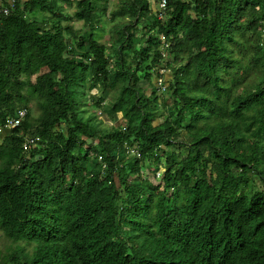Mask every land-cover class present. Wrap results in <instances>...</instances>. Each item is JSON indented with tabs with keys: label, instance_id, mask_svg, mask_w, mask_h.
<instances>
[{
	"label": "trees",
	"instance_id": "16d2710c",
	"mask_svg": "<svg viewBox=\"0 0 264 264\" xmlns=\"http://www.w3.org/2000/svg\"><path fill=\"white\" fill-rule=\"evenodd\" d=\"M105 1L0 2V125L25 108L0 139V230L32 243L0 264H264V0H166L161 18L121 0L111 55ZM92 87L108 127L82 115Z\"/></svg>",
	"mask_w": 264,
	"mask_h": 264
},
{
	"label": "rangeland",
	"instance_id": "374dc122",
	"mask_svg": "<svg viewBox=\"0 0 264 264\" xmlns=\"http://www.w3.org/2000/svg\"><path fill=\"white\" fill-rule=\"evenodd\" d=\"M100 2H103V0H100ZM121 2H122L121 0H106L105 1L106 11L104 13H102V12L99 13L100 14V20H99L98 24L96 25V27L94 28L96 38L99 41L104 42L106 53L109 55H111V50L109 48V46H110L109 35L111 34V28H112L113 24L120 22V21H125L127 17L126 16L115 17L114 19L111 20L108 17V11L116 8L117 5L120 4ZM151 2H152V7H154L155 0H151ZM61 5H62V8L64 9V11H66L68 13L73 12V9H74L73 3H71V4L61 3ZM70 22L72 23L73 27L76 28L77 30H81L83 28V26H82L83 21L81 19L72 18L70 20ZM140 25L141 26L143 25V21L141 19L138 21L137 26H140ZM66 36H67V34H66ZM143 38H144V36H143ZM143 38L139 37V39L134 40V44L132 47L136 48L137 46H139V44L143 43V41H144ZM158 48H160V44L158 45ZM128 51H130V49L126 50V52H128ZM249 52H251V51H248L247 54ZM165 57H166V59L167 58L170 59L169 56L168 57L165 56ZM128 59L130 60V65H132L133 59L131 57V54H129ZM112 60H113V57L111 56V59H110L111 63H112ZM161 65H162V63L159 66H161ZM161 68H163V71L165 72V74L167 76L168 72L166 71V69H164V67H161ZM137 73L141 74V71H137ZM253 78H254V73L252 72L249 74L248 79H253ZM31 79H33V77H31ZM165 79H166V77H165ZM152 80H153V78H152ZM139 82H144L143 77L140 78ZM97 91H98L97 87H92L82 95V97H81L82 104L80 105L84 109V111L82 112V115L87 116L89 114H92V120L95 121L99 127H108L109 125L115 123V121L120 116V114H119V112H116L112 115H109L108 113L103 112L100 108L94 107V105L91 103V100H90L88 95L97 94L98 93ZM110 99L111 100L114 99L113 93L111 91H109L106 94L105 101L110 100ZM157 105L160 106V103L157 102ZM29 108H30L31 116H36L38 113V108L34 104L33 101L30 102ZM161 116H164V114H161ZM7 129H8V127H4L3 130L0 131V139L5 134ZM170 148H173L175 150L176 156L178 158L183 157V155L185 154V152L187 150V147L185 145L178 146L177 144L170 145ZM160 171H161V168L157 169L154 174L151 171L148 172L147 178L153 182L157 181V179L160 176ZM145 173L146 172L138 173L136 175V177H138V179H139L143 175H145ZM31 244L32 243H25L23 241H16V242L12 241L9 238H7L6 236H4V234L0 230V260L2 258V255L11 251L13 249V247H16V246L22 247L25 251H30Z\"/></svg>",
	"mask_w": 264,
	"mask_h": 264
},
{
	"label": "built area",
	"instance_id": "2783aa9c",
	"mask_svg": "<svg viewBox=\"0 0 264 264\" xmlns=\"http://www.w3.org/2000/svg\"><path fill=\"white\" fill-rule=\"evenodd\" d=\"M154 4H155V8H156V16L158 18H161L164 14V10L166 7V0H155ZM9 6H12L11 1L9 2ZM7 10H8V6H6V5L0 6V11L5 13ZM160 72H164L163 68H160ZM164 79L165 78H163L162 76H157L155 78V83H156L157 87L159 88V90L165 89L166 84L164 82ZM24 115H25V108L16 109L15 114L12 116H8L5 119L4 124L0 125V131L4 127L9 128V127H13V126L17 125L19 120L22 119L24 117ZM37 140H38L37 136H28V135L26 136V135H24L23 139L21 141V145L24 148H27L28 146H32V145L34 146L37 144ZM99 158H100V155H98V159ZM101 166H104V163H101Z\"/></svg>",
	"mask_w": 264,
	"mask_h": 264
},
{
	"label": "crops",
	"instance_id": "0c3cea01",
	"mask_svg": "<svg viewBox=\"0 0 264 264\" xmlns=\"http://www.w3.org/2000/svg\"><path fill=\"white\" fill-rule=\"evenodd\" d=\"M2 0H0V2H1ZM3 130V129H2Z\"/></svg>",
	"mask_w": 264,
	"mask_h": 264
}]
</instances>
